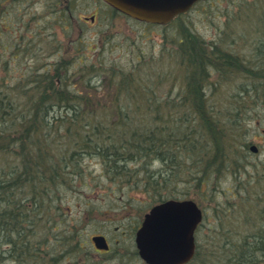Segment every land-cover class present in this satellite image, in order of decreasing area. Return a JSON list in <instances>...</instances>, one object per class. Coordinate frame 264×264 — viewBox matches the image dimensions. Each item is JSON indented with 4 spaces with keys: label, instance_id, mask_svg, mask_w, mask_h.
I'll return each mask as SVG.
<instances>
[{
    "label": "trees",
    "instance_id": "1",
    "mask_svg": "<svg viewBox=\"0 0 264 264\" xmlns=\"http://www.w3.org/2000/svg\"><path fill=\"white\" fill-rule=\"evenodd\" d=\"M4 3H0V32L14 33L20 47L16 44L12 51L24 53L29 59L27 56L34 51L32 46L41 39L33 34L36 30L28 29V21L8 14ZM66 20L69 21L68 17ZM29 31L31 37L25 35ZM220 33L218 30V35L205 44L207 51L201 38L194 33L187 35L181 31L173 36L166 35V42L172 44L177 62L182 67H179V72L150 68L141 62L144 56L136 59L131 69L112 62L109 68L102 67L95 72L96 67L84 59V51H91V48L83 39H76L77 36L72 41L77 52L75 56L81 58L77 65L71 61L77 59L75 56L71 58L59 53L46 66L34 64L31 69L23 71L12 83L1 77L3 83L0 86L4 89L0 90L2 157L6 161H15L12 157L15 152L16 155L23 154L16 156L22 162L29 161L31 157L36 160L34 170L23 171L20 168L14 174L10 171L8 178H27L31 187L54 194V182L59 178L62 186L57 190L62 192L63 187L62 193L65 194L74 190L82 176L80 159L90 156L100 163L109 179L121 174L128 178L135 170L148 168L150 162L160 161L162 167L150 169L148 176L162 192L169 190L168 185L173 183L165 177L179 176L181 169L186 170L185 176L197 186H210L214 181L229 176L235 186L221 189L224 200L220 202L223 208H219L226 217L214 215L218 221L213 224L216 231L224 233L223 237L218 240L216 232L214 235L202 232L197 238L192 264H264V159L252 164L246 162L247 145L232 139L233 131L224 127L221 121L220 107L209 103L204 96L207 89L216 88L217 77L210 80L212 75L221 74L229 65L241 67L240 63L244 62L238 52L219 47L225 46ZM177 50L182 53L178 54ZM219 50H223V57L230 58V62L215 59ZM139 64L146 67L141 68ZM103 74L106 76L100 79ZM176 74L179 79L183 75L178 84ZM253 74V83L240 84L238 89L242 95L252 91L255 96L253 102H258L261 95L264 99V67L257 68ZM240 94L237 93L236 97ZM19 98L23 99L20 105ZM237 103L235 115L246 113V102ZM226 115L232 118L229 122L236 118L230 113ZM251 121L263 122L264 125V115L257 112ZM52 149L57 151L52 154ZM40 158L47 162L42 168L38 162ZM247 173H253V177L243 178ZM3 178L0 174V183L5 181ZM97 189L94 188L92 193ZM206 190L210 195L215 189ZM10 196L11 193L3 194L0 201H3V210L11 219L7 222L13 224L17 206L9 209ZM64 207H61L62 216L69 211V207ZM231 210H234L233 216ZM212 212L217 214L215 210ZM44 214L42 208H36L37 218ZM22 225V222L15 225L16 230L14 227L11 230L4 226L0 228V243H11L14 246L11 255L15 257L21 252L26 257L30 256L26 244L29 237ZM61 231L62 257L76 256L88 246L76 226L62 228ZM9 234L15 237L13 242ZM209 243L214 249L216 244L220 245V252L210 250ZM10 251L0 250V255ZM41 261L49 264L45 259ZM71 263L79 264L75 260Z\"/></svg>",
    "mask_w": 264,
    "mask_h": 264
},
{
    "label": "rangeland",
    "instance_id": "2",
    "mask_svg": "<svg viewBox=\"0 0 264 264\" xmlns=\"http://www.w3.org/2000/svg\"><path fill=\"white\" fill-rule=\"evenodd\" d=\"M5 4L9 6L7 12L15 14L19 18L22 14L23 19L29 20L28 29L36 30L37 33L40 31L39 34L44 37L35 46H32L34 51L27 56L29 59H26L24 53L12 51L16 44L20 47V43L14 39L16 35L11 32H0V78L4 76V79L9 83L19 78L21 73H24L23 71L31 69L34 64L42 67L46 66L53 59L55 60L59 53L73 58L77 55V52L74 51L72 41L77 36H79L77 39L81 37L87 43L85 45L91 48V51H84V54H86L84 59L89 65L93 64L96 67L95 72L102 67L109 68L112 62H115L119 67L131 69L132 63L136 62V59L140 57V53L144 56L141 62L146 63L150 68H161L158 71L171 70L179 72V67L181 66H179L174 55L173 46L171 43L165 44L164 36H173L181 31L187 33V35L189 32L194 33L201 38L200 41L207 51L208 48L205 44L218 35L216 33L220 30L218 29V26H220L222 30H220V35L225 40V46L219 47L232 49L233 53H236V51L241 53L243 56L240 57L244 62L240 63L241 67L229 65L228 68H223L221 74L219 72L212 75L210 80H214L217 77L215 79L217 81L216 88L214 90L207 89L204 96L209 103L218 104L220 107L221 121L224 122V127L233 131L232 139L241 142L242 145H247L245 147L247 150L246 162L252 164L254 161L259 162L264 159L263 122L251 121L257 112L264 115V99L261 95V99L258 102H253L255 96L252 91L242 95L239 92L240 89H238L240 84L251 85L254 81L251 78L254 75L253 72L257 68L264 67V0H203L197 3L185 16L176 19L162 29L126 20L119 14L112 15V12H108L110 10L104 8L102 2L98 0H10ZM98 4L100 5V13L94 24L89 22L83 24L82 21L77 19V17H82V15L89 16L93 14L98 9ZM49 5L50 7H48ZM66 8H69L68 12ZM52 9H55V12ZM63 9L67 13H64ZM29 13H36V17L30 20ZM70 15L73 16L74 21L66 20ZM79 23L82 25L80 26ZM27 36H32L30 31ZM163 42L164 44L159 45ZM257 45L258 47H256ZM19 49L22 51V48ZM219 51L216 52L215 59L230 62V58L227 60L226 57H223L221 52L223 50ZM177 52L178 54L182 53L181 50H177ZM74 58L77 59L71 60L72 64L77 65V61L81 58L79 56ZM101 64L102 66H100ZM140 67L144 68L146 66L143 64ZM103 76H106V74L100 75V79ZM175 77H178L176 82L178 84L181 82L183 75L180 79L178 74ZM2 83L3 80L0 79V85ZM166 84L170 83L167 82ZM1 87L0 90H4ZM237 93L240 94L239 97H236ZM99 98H102V96L99 95ZM22 101L23 99L19 98L18 104L20 105ZM237 102L240 104L246 102V105H248L246 113L243 111L235 115ZM229 113L236 117L231 122L229 120L232 118H227L226 115ZM9 129L12 130V128ZM251 144L258 146V152L253 153L249 150ZM51 147L55 148V146ZM54 150L56 149L51 150L52 154H54ZM2 152L0 149V174L1 176L3 175V179H7L10 171L14 174L22 168L21 159L20 157L17 159L16 156H23V154L16 155L17 153L13 152L14 155L12 157L16 159L15 162L3 159L2 155L4 152ZM80 160L83 166V168H80L83 173L79 182L73 188L74 190L65 194L62 193L63 187L62 192L55 190V196L45 201V203H49L54 208L52 210L48 209L49 212H45V216L39 215V218H37V215L35 221L32 222L35 208L29 203L30 208L26 214L32 226L27 229L29 230V238L26 244L28 249L30 247L31 254L41 253L39 256L44 255L45 260L51 264H72L71 260L78 261L79 264H145L134 254V251H136L134 231L145 211L158 201L157 198L153 197L159 193L160 195L161 193L165 195L168 191L171 194L173 193V196L189 195L190 197H195L198 199L199 205L207 211L208 214L204 219L206 227H204L203 223L201 229L203 231L200 230V233H198L199 237L204 231H207L208 235H214L216 232L219 235L218 240L223 237L224 233L216 231L213 224L217 223L218 219L216 216L213 218L212 215H221L222 218L226 217L222 213L223 210L220 211L219 208H223L220 202L224 200L221 189L235 186L233 179L229 176H224L220 180L214 181L210 186H206V184L199 185L202 186L200 188L196 182L191 183L190 179L185 176L186 170L181 169L179 176L165 177L173 183L168 185L170 187L169 190L162 192L157 184L150 182L151 177L149 178L148 176L150 169L155 168L157 170L162 167L160 161H148L150 162L148 168L141 167L139 171L135 170L128 178L121 174L109 179L106 178L107 172L95 158L90 156ZM38 162L41 164V168L43 163H47L43 158L38 159ZM30 167L33 170L35 169L34 164ZM139 172L140 174L138 175ZM252 174L247 173L243 175V178H251L253 177ZM163 177L161 176V178ZM136 181L138 182L135 183ZM147 181L149 183H146ZM29 184L31 183L29 182ZM96 187L99 189L92 193V190ZM211 188L215 190L210 192V195L206 194L205 190ZM30 190L26 191V198L31 201L33 195ZM4 193L5 191L1 189L0 197ZM21 201L19 199L18 204ZM57 201L61 204V207L64 205L66 206L64 207L65 209L69 207V211L67 210L68 212L65 216H61L60 212L56 211ZM128 201L129 203H127ZM239 202L240 200L237 201V206H239ZM212 210H215L217 214L213 213ZM230 213L233 216L234 210H231ZM50 215H54L57 222L62 221L61 230L73 225L79 228L83 239L87 241L88 246L86 249L76 256H63L60 259L57 255L52 256L51 253L60 255V246L57 244L59 241L56 240L60 239V237L54 236L60 231H52L48 235L45 220ZM226 219L229 221V218ZM22 222L28 226L27 222ZM209 226L213 229L209 228ZM95 234H104L108 237L112 247L110 252L100 254L95 251L90 242L91 236ZM216 246L214 249L212 244L209 243V248H212L210 250L219 253L221 246L218 244ZM11 253L1 255L3 264H18L17 261L15 263L10 262ZM18 258L21 259L22 263L26 256L21 252ZM27 259L29 261V258Z\"/></svg>",
    "mask_w": 264,
    "mask_h": 264
},
{
    "label": "water",
    "instance_id": "3",
    "mask_svg": "<svg viewBox=\"0 0 264 264\" xmlns=\"http://www.w3.org/2000/svg\"><path fill=\"white\" fill-rule=\"evenodd\" d=\"M112 7L140 20L167 23L197 0H104ZM252 150H255L252 147ZM201 211L193 201L170 200L145 214L136 234L139 255L148 264H184L195 249L194 230ZM92 240L98 249H108L103 236Z\"/></svg>",
    "mask_w": 264,
    "mask_h": 264
},
{
    "label": "bare ground",
    "instance_id": "4",
    "mask_svg": "<svg viewBox=\"0 0 264 264\" xmlns=\"http://www.w3.org/2000/svg\"><path fill=\"white\" fill-rule=\"evenodd\" d=\"M36 163V160L34 157H31L29 161H21L22 165V170L30 169L31 165L33 163ZM16 178V177H15ZM15 178H7L5 181L0 183V190L3 189L4 191H9V193L12 194L13 197L16 198V201L23 200L26 196V191L30 190L32 192V200L30 201V204L33 208H48V209H53L54 206H51L49 203H45L47 199L53 198L55 196L54 193H46L45 191L36 188V187H31L29 184L27 178L24 177H17ZM61 180L59 178H56L54 182V186L56 187V190L58 187L62 186ZM7 188V189H6ZM15 201V202H16ZM56 211L59 210V206L56 204ZM25 217L28 218L27 214H25ZM32 220H35V215H32Z\"/></svg>",
    "mask_w": 264,
    "mask_h": 264
},
{
    "label": "flooded vegetation",
    "instance_id": "5",
    "mask_svg": "<svg viewBox=\"0 0 264 264\" xmlns=\"http://www.w3.org/2000/svg\"><path fill=\"white\" fill-rule=\"evenodd\" d=\"M104 8L108 9L107 6H104ZM99 13H100V9L98 8V9L94 12V14L91 15V16H94V21H90V20L88 21V20H84V19H83V22H84V23L89 22V23H91V24H94V23L96 22V20H97V17L99 16ZM82 17H84V16L82 15ZM40 258H42V257H39V256H31V258H29V261H27L26 264H45V262L41 261ZM37 259L39 260V262H37V261H38Z\"/></svg>",
    "mask_w": 264,
    "mask_h": 264
}]
</instances>
